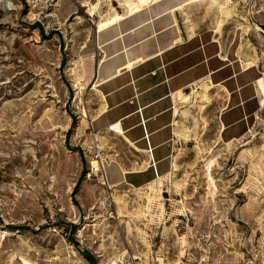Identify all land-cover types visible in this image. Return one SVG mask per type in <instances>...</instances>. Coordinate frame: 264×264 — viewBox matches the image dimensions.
I'll use <instances>...</instances> for the list:
<instances>
[{"label": "rangeland", "instance_id": "obj_1", "mask_svg": "<svg viewBox=\"0 0 264 264\" xmlns=\"http://www.w3.org/2000/svg\"><path fill=\"white\" fill-rule=\"evenodd\" d=\"M231 2L0 0V264H264V0ZM189 29L254 71L245 132L179 93L171 172L128 185L105 149L88 175L97 86Z\"/></svg>", "mask_w": 264, "mask_h": 264}, {"label": "crops", "instance_id": "obj_2", "mask_svg": "<svg viewBox=\"0 0 264 264\" xmlns=\"http://www.w3.org/2000/svg\"><path fill=\"white\" fill-rule=\"evenodd\" d=\"M251 69L243 68L224 51L218 33L180 30L175 44L97 86L99 97L95 111L83 122V135L87 141L90 126L100 134L104 150L111 149L113 156H118L116 150L133 154L134 160L117 157L125 169L122 179L128 185L144 184L155 177L145 153L140 116L149 134L158 176H164L173 170L175 126L185 107L178 96L206 95L210 107L218 109L220 132L228 141L234 140L242 136L247 119L260 108L257 77ZM112 123L119 125L120 135L105 129ZM138 165L143 167L136 168Z\"/></svg>", "mask_w": 264, "mask_h": 264}, {"label": "built area", "instance_id": "obj_3", "mask_svg": "<svg viewBox=\"0 0 264 264\" xmlns=\"http://www.w3.org/2000/svg\"><path fill=\"white\" fill-rule=\"evenodd\" d=\"M140 126L143 131L142 138L145 143V153L146 155H148V159H149V168L152 170L154 177L157 178L158 177L157 161L153 157V148L149 142V134L145 132L144 123H143L141 116H140ZM105 129L108 130L113 135H120L122 133L117 123L109 124L106 126ZM87 133H88L89 139L86 141L87 142L86 145L83 146V151H84V154L87 153L88 157L90 158L88 172H87V174L89 175V173L94 171L95 168L98 169L99 167H102L103 162H104L105 150L103 148V142L101 141V136L97 131L92 130L91 127L88 126ZM91 161L95 162L96 167H93L91 165Z\"/></svg>", "mask_w": 264, "mask_h": 264}, {"label": "bare ground", "instance_id": "obj_4", "mask_svg": "<svg viewBox=\"0 0 264 264\" xmlns=\"http://www.w3.org/2000/svg\"><path fill=\"white\" fill-rule=\"evenodd\" d=\"M234 1V0H233ZM228 2L231 4V3H233V2H231V0H228Z\"/></svg>", "mask_w": 264, "mask_h": 264}]
</instances>
